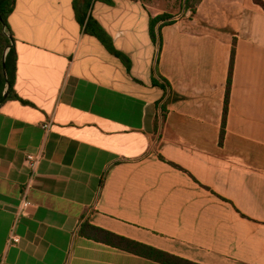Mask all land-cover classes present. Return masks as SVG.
I'll return each mask as SVG.
<instances>
[{
  "label": "crops",
  "instance_id": "1",
  "mask_svg": "<svg viewBox=\"0 0 264 264\" xmlns=\"http://www.w3.org/2000/svg\"><path fill=\"white\" fill-rule=\"evenodd\" d=\"M184 1L91 0L98 34L73 0L14 1L0 264H164L90 226L198 264H264V11Z\"/></svg>",
  "mask_w": 264,
  "mask_h": 264
},
{
  "label": "trees",
  "instance_id": "2",
  "mask_svg": "<svg viewBox=\"0 0 264 264\" xmlns=\"http://www.w3.org/2000/svg\"><path fill=\"white\" fill-rule=\"evenodd\" d=\"M15 0H0V101L2 100V96L4 93V90L6 88V82L3 77V70H2V57L5 53V71L7 73V83L9 85V88L7 90V97L8 99H15V95L12 93V78L14 73V65H15V53L14 49L11 44V38L8 33V26H7V17L13 10ZM253 3L257 6H259L264 11V2L262 0H252ZM200 2V0H185L184 1V9L188 10L190 13H194L195 6ZM91 0H73V9L75 12V16L77 19L80 20L81 25L83 26L84 30L89 33H95L98 34V31H90L88 29V26L91 25L92 20L90 18V15H88V10L90 8ZM170 16L167 14L157 16L155 18H151L149 21V30L150 34L155 40V26L162 21L163 23L161 25H164L166 23L165 20L169 19ZM159 25V27L161 26ZM234 43L232 45L231 49V57H230V64H229V71H228V78L226 83V92H225V100H224V108H223V124L224 119L227 111V102H228V96H229V90L231 86V75H232V68H233V62H234ZM92 229L95 230L96 233L101 234L102 240L106 242L113 243L117 245L118 247L136 253L141 254L143 256L152 258L154 260H158L159 262H162L164 264H198L186 259H183L181 257L169 254L167 252L155 249L153 247L141 244L139 242H136L134 240L128 239L123 236H119L110 232H107L103 229L90 226Z\"/></svg>",
  "mask_w": 264,
  "mask_h": 264
},
{
  "label": "built area",
  "instance_id": "3",
  "mask_svg": "<svg viewBox=\"0 0 264 264\" xmlns=\"http://www.w3.org/2000/svg\"><path fill=\"white\" fill-rule=\"evenodd\" d=\"M43 126V128L45 129V130H47L48 129V123H45V124H43L42 125ZM41 157V154L40 153H36V154H34V153H28L27 155H26V158H25V160L27 161V163H29V165L31 166V167H33L34 165H35V163L37 162V160L39 159ZM28 205H30V202L28 201V200H23L22 202H21V206H20V208L21 209H25ZM11 240L13 241V242H18V237L16 236V235H12L11 236Z\"/></svg>",
  "mask_w": 264,
  "mask_h": 264
},
{
  "label": "water",
  "instance_id": "4",
  "mask_svg": "<svg viewBox=\"0 0 264 264\" xmlns=\"http://www.w3.org/2000/svg\"><path fill=\"white\" fill-rule=\"evenodd\" d=\"M10 46H11V44H10ZM5 53L3 54V57H2V70H3V77H4V80H5V82H6V88H5V90H4V93H3V96H2V100L0 101V104L6 99V97H7V90H8V88H9V85H8V83H7V73H6V71H5Z\"/></svg>",
  "mask_w": 264,
  "mask_h": 264
}]
</instances>
